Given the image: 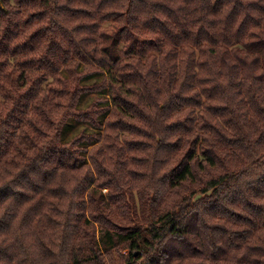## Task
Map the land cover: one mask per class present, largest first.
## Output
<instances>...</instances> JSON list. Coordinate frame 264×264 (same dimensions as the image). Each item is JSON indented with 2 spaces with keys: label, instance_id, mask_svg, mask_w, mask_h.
<instances>
[{
  "label": "clouds",
  "instance_id": "obj_1",
  "mask_svg": "<svg viewBox=\"0 0 264 264\" xmlns=\"http://www.w3.org/2000/svg\"><path fill=\"white\" fill-rule=\"evenodd\" d=\"M0 264H264V0H0Z\"/></svg>",
  "mask_w": 264,
  "mask_h": 264
},
{
  "label": "trees",
  "instance_id": "obj_2",
  "mask_svg": "<svg viewBox=\"0 0 264 264\" xmlns=\"http://www.w3.org/2000/svg\"><path fill=\"white\" fill-rule=\"evenodd\" d=\"M134 236L136 235V234H133Z\"/></svg>",
  "mask_w": 264,
  "mask_h": 264
}]
</instances>
